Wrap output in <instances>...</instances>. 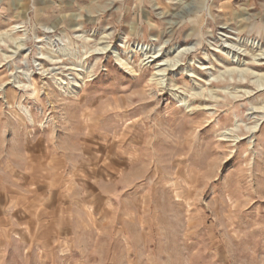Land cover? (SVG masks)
<instances>
[{"label": "rangeland", "instance_id": "rangeland-1", "mask_svg": "<svg viewBox=\"0 0 264 264\" xmlns=\"http://www.w3.org/2000/svg\"><path fill=\"white\" fill-rule=\"evenodd\" d=\"M0 264H264V0H0Z\"/></svg>", "mask_w": 264, "mask_h": 264}, {"label": "bare ground", "instance_id": "bare-ground-1", "mask_svg": "<svg viewBox=\"0 0 264 264\" xmlns=\"http://www.w3.org/2000/svg\"><path fill=\"white\" fill-rule=\"evenodd\" d=\"M165 71H166V70L163 69V70H160L159 73H164Z\"/></svg>", "mask_w": 264, "mask_h": 264}]
</instances>
